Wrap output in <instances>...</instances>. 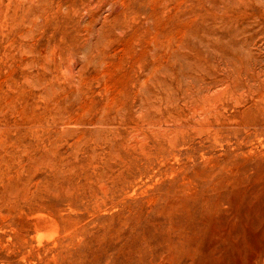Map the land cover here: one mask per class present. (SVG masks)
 Instances as JSON below:
<instances>
[{
  "label": "rangeland",
  "instance_id": "1",
  "mask_svg": "<svg viewBox=\"0 0 264 264\" xmlns=\"http://www.w3.org/2000/svg\"><path fill=\"white\" fill-rule=\"evenodd\" d=\"M16 9L0 264H264V0Z\"/></svg>",
  "mask_w": 264,
  "mask_h": 264
},
{
  "label": "bare ground",
  "instance_id": "2",
  "mask_svg": "<svg viewBox=\"0 0 264 264\" xmlns=\"http://www.w3.org/2000/svg\"><path fill=\"white\" fill-rule=\"evenodd\" d=\"M47 0H43V2H46ZM6 1H4L5 4ZM20 3V2H19ZM3 4V1L0 0V15L3 14V12L10 13L11 11L15 13L16 5L18 4V0H8L7 4H5L2 8L1 5ZM45 4V3H44ZM20 5V4H19ZM18 5V6H19ZM13 6V7H12ZM13 8V9H12ZM19 8V7H18ZM17 11V9H16ZM27 11V10H26ZM25 11V12H26ZM29 12V11H28ZM17 13V12H16ZM12 15V13H10ZM9 14V15H10ZM4 16V15H2ZM3 18V17H2ZM5 18V17H4ZM10 18V17H9ZM14 18V17H12ZM7 19V18H5ZM4 19V20H5ZM1 21V20H0ZM14 21V20H13ZM2 23V22H1ZM1 26V25H0Z\"/></svg>",
  "mask_w": 264,
  "mask_h": 264
}]
</instances>
